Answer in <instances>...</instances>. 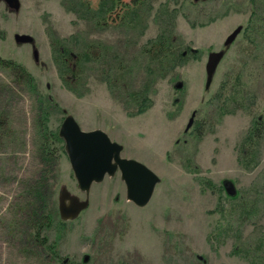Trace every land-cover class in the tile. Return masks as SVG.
<instances>
[{"label":"rangeland","instance_id":"374dc122","mask_svg":"<svg viewBox=\"0 0 264 264\" xmlns=\"http://www.w3.org/2000/svg\"><path fill=\"white\" fill-rule=\"evenodd\" d=\"M19 1L18 11L0 2V58L31 77L0 64V264H264V0H119L134 10L135 30L111 18L97 28L69 8L74 0ZM14 33L34 41L18 43ZM74 33L123 57L127 89L110 91L89 62L79 76L61 74L57 51ZM158 34H171L183 61L152 74L138 53ZM221 49L205 88L207 55ZM142 85L151 103L130 114L136 107L125 92ZM67 114L159 176L147 204L125 198L117 171L91 184L75 218H60L62 185L86 197L63 139L51 133ZM255 127L257 162L244 165L239 147ZM225 177L237 198L226 199Z\"/></svg>","mask_w":264,"mask_h":264},{"label":"trees","instance_id":"16d2710c","mask_svg":"<svg viewBox=\"0 0 264 264\" xmlns=\"http://www.w3.org/2000/svg\"><path fill=\"white\" fill-rule=\"evenodd\" d=\"M79 2L81 5L74 7V5L76 6L79 4L74 0V5L70 4L69 8L75 10L79 16L91 21L97 28H103L101 23L105 22L108 18H111L114 21H117V23L121 26H124L129 30H135L134 26H136V22L133 19L135 12L132 9L130 10V4L127 2L121 3L119 0H99L96 7H91L87 0H79ZM259 23H261V25H263L262 28H264V15L260 16ZM175 41L176 40L173 39L171 34H158V37L151 41L149 45L144 46L142 44L138 53V57H141V59H138V66L143 64L144 67L148 69V73L153 74L158 73V69L165 71V68L172 69L175 65L180 64L183 61L182 57L184 52H179V48L176 46ZM64 42V45L61 48H58L57 51V59L60 64L59 69L62 75L68 74V76L70 75L73 77L79 76L84 67H87V63L89 62L92 67L96 65V69H101L102 73H104L102 77L103 80L106 81L110 91H117V87L119 89L128 88L126 78L122 75V72H120L121 69H119H123L124 66L119 63L123 57L120 56L118 52H115L110 47H104L99 41H89L85 34L83 36L80 33H74L71 40L68 41V39H66ZM0 64L13 69V72H15L18 76L26 75L29 80L31 79L23 66L13 60L0 58ZM152 64L154 67H150ZM129 67L131 68L132 66L129 65ZM130 68L127 71H129ZM125 93L131 96V100H133L136 107L130 114L141 113L147 109L151 103L146 86L142 85L139 89L131 92L126 90ZM46 115V112H44V118H46ZM51 133L53 138H60L58 136V132L56 133L54 131ZM248 134V138L244 140L245 143L247 142L246 146H242L244 145V143H242L239 147V160L244 165H255L257 162V158L255 156L257 148H255V146L257 145V140L260 139L261 136L260 129L255 127L251 132L249 130ZM47 147L48 152L47 150L46 152L51 153V148L49 146ZM219 188H221V185H219ZM226 197V199L229 200L235 199L237 198V194L232 197ZM240 212L245 213L247 210L243 209ZM46 216L49 218L48 214ZM44 240L46 239L42 236L40 241ZM54 246L55 244H50L49 246V248H53V252ZM55 253L56 252H54V254ZM58 264L72 263L60 261Z\"/></svg>","mask_w":264,"mask_h":264},{"label":"water","instance_id":"95a60500","mask_svg":"<svg viewBox=\"0 0 264 264\" xmlns=\"http://www.w3.org/2000/svg\"><path fill=\"white\" fill-rule=\"evenodd\" d=\"M7 5L17 11L19 0H3ZM241 26L234 28L224 39L227 46ZM14 40L31 42L33 37L27 33H15ZM33 58L38 60V52L34 48ZM223 56V49L211 51L205 62V83L207 88L211 82L215 68ZM189 119L187 126L191 124ZM58 135L64 141V150L68 157L77 186L85 193V198L80 199L62 185L58 191L57 206L62 220L75 218L80 211L88 205L87 195L93 182L101 181L105 175L111 176L120 172V178L125 185V198L137 206H144L150 200L155 185L160 181L159 176L141 161L121 155L122 144L112 140L102 129L83 130L71 114L62 119L58 128ZM221 185L229 196L236 195V187L231 178L221 179Z\"/></svg>","mask_w":264,"mask_h":264},{"label":"flooded vegetation","instance_id":"af4514ba","mask_svg":"<svg viewBox=\"0 0 264 264\" xmlns=\"http://www.w3.org/2000/svg\"><path fill=\"white\" fill-rule=\"evenodd\" d=\"M0 2H4V4L6 5V7H7V9H9L10 11H15V10H13V9H11L8 5H7V3L5 2V1H3V0H0ZM19 8H20V6H19ZM19 10V9H18ZM17 10V11H18ZM241 31V30H240ZM15 34V33H14ZM14 36V35H13ZM34 40H32L31 42H28V43H30V44H32V42H33ZM34 49V48H33ZM192 115H194V112H193V114ZM259 121V120H258ZM64 262H66V261H64Z\"/></svg>","mask_w":264,"mask_h":264}]
</instances>
